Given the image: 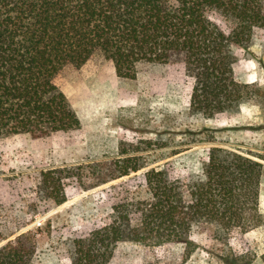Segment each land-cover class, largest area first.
Masks as SVG:
<instances>
[{
    "label": "trees",
    "instance_id": "16d2710c",
    "mask_svg": "<svg viewBox=\"0 0 264 264\" xmlns=\"http://www.w3.org/2000/svg\"><path fill=\"white\" fill-rule=\"evenodd\" d=\"M211 13L228 19L230 28L225 31ZM255 27H264V0H0V134L43 137L78 128L80 118L55 78L68 64L82 66L96 50L123 78H135L141 61H180L193 78L192 112L212 117L236 110L260 94V86L238 81L233 69L232 45L246 46ZM144 165L130 154L56 166L41 172L38 192L61 204L67 199L64 179L81 177V170L91 173L86 188ZM262 166L253 156L212 146L203 161L204 180L193 182L188 195L165 169L150 168L143 197L114 204L110 222L73 240V264H106L124 239L184 242L187 257L199 223L211 224L217 238L260 226ZM34 251L33 237L22 232L0 246V264H29ZM261 258L264 264V253ZM244 259L230 262L248 264Z\"/></svg>",
    "mask_w": 264,
    "mask_h": 264
},
{
    "label": "rangeland",
    "instance_id": "374dc122",
    "mask_svg": "<svg viewBox=\"0 0 264 264\" xmlns=\"http://www.w3.org/2000/svg\"><path fill=\"white\" fill-rule=\"evenodd\" d=\"M211 15L225 31L230 28L228 19ZM232 51L235 78L257 84L260 94L212 117L190 110L193 78L174 59L138 62L135 78H123L96 50L82 66L61 69L55 82L76 110L80 126L43 137L0 134V246L28 232L35 243L29 264H73V240L110 222L114 204L143 197L147 170L165 169L188 195L193 182L204 180L203 161L212 146L262 162L259 210L264 219V27H255L249 43L233 44ZM130 154L141 156L144 167L86 188L91 173L81 170V177L64 179L67 199L61 204L38 192L44 170ZM191 236L196 247L187 257L184 242L148 245L124 239L106 264H232L237 256L248 264L263 262L264 221L247 232L234 228L221 238L202 222Z\"/></svg>",
    "mask_w": 264,
    "mask_h": 264
}]
</instances>
